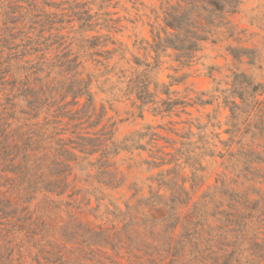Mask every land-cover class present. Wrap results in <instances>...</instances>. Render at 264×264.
<instances>
[{
    "label": "rangeland",
    "instance_id": "obj_1",
    "mask_svg": "<svg viewBox=\"0 0 264 264\" xmlns=\"http://www.w3.org/2000/svg\"><path fill=\"white\" fill-rule=\"evenodd\" d=\"M183 1L0 0V264H264V0Z\"/></svg>",
    "mask_w": 264,
    "mask_h": 264
},
{
    "label": "trees",
    "instance_id": "obj_2",
    "mask_svg": "<svg viewBox=\"0 0 264 264\" xmlns=\"http://www.w3.org/2000/svg\"><path fill=\"white\" fill-rule=\"evenodd\" d=\"M207 1H209L211 5L217 4V0H207ZM238 1L239 0H229L231 4L230 7L233 12L235 11V7ZM183 3H185L186 5L190 7H194V3L191 0L183 1ZM192 13H193V9H188L184 11V13L181 15H177V12H174L172 14H169L166 19L167 27H169L170 29L174 31H183V30H185V32L187 31V34L185 35L176 34L175 36H184L185 37L184 42L188 44L187 49L188 51H191V52L198 50V46H197L198 43L201 41H205L207 39L206 37H203V36H196V35L192 36L191 34H189L190 29L192 28V23H193V21L191 20ZM153 48L157 50L161 49L164 51L168 48L178 49L176 48V46H174L173 43L169 41L164 42V44H158L154 46Z\"/></svg>",
    "mask_w": 264,
    "mask_h": 264
}]
</instances>
